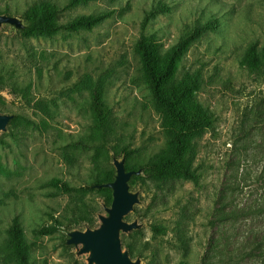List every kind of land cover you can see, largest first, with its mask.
<instances>
[{
	"label": "rangeland",
	"instance_id": "rangeland-1",
	"mask_svg": "<svg viewBox=\"0 0 264 264\" xmlns=\"http://www.w3.org/2000/svg\"><path fill=\"white\" fill-rule=\"evenodd\" d=\"M40 1L0 0V11L23 16ZM50 1L58 5L60 25L110 16L91 29L63 28L51 37L0 33V86L11 97L10 103L0 99V113L20 118L0 136V164L7 171L0 173V264H15L3 251L15 218L29 264H83L63 246L54 224L80 226L75 221L81 217L95 224L104 200L98 190L79 192L94 184L95 152L88 93L71 89L84 77L105 78L110 116L104 149L108 155L127 151V163L148 167L171 145L135 44L141 34L153 36L163 53L212 19L218 29L191 45L175 75H199L196 100L214 115L187 154L195 180L149 175L136 182L143 204L126 220L138 215L149 224L122 241L144 264H264V68L242 65L251 45L258 52L264 47V0ZM161 6L168 10L142 29L145 15ZM80 141L87 146H77ZM102 165L113 169L110 158ZM54 225L50 234L38 232Z\"/></svg>",
	"mask_w": 264,
	"mask_h": 264
},
{
	"label": "trees",
	"instance_id": "trees-1",
	"mask_svg": "<svg viewBox=\"0 0 264 264\" xmlns=\"http://www.w3.org/2000/svg\"><path fill=\"white\" fill-rule=\"evenodd\" d=\"M78 2L82 0H69ZM97 1V0H88ZM168 10L167 6H161L155 11L147 13L142 22V29L156 13H162ZM9 9L4 8L0 13L9 14ZM58 5L50 0H42L22 16L30 24L36 23V26L22 37H51L63 28L76 30L79 28L91 29L99 23L109 18L110 13H103L92 16H82L74 19L66 25H60L57 20ZM219 23L216 19L208 20L204 23H197L186 34L180 37L175 44L169 47L165 52H161L158 40L153 36L141 34L135 44V52L139 57L140 71L142 78L146 81L150 89L153 102L162 108L165 115L164 128L168 135V143L171 145L170 153L159 157L156 161L149 164L152 169L150 175L156 178L180 177L186 180H195V171L187 158V154L192 150L194 140L199 138L203 132L213 122V112L200 104L195 97L200 88L199 75L185 74L180 79H175L178 65L186 55L191 45L207 32H214L218 29ZM242 65L255 72L264 68V47L260 52L255 45H251L242 61ZM106 80L104 77L91 78L84 77L71 89L72 92H87L92 117L91 140L94 143L95 159L93 160L92 175L93 183H104L112 180L113 169L104 168L103 162H109V155L102 144L104 139V130L110 116V109L107 106L104 93ZM1 89H3L0 86ZM20 118L16 117L11 121L10 126H15ZM29 126L32 123L26 121ZM77 146L86 147L87 143L80 141ZM128 154V153H127ZM129 160V159H128ZM127 169H137L138 166L130 165L126 162ZM0 173L6 174V169L0 164ZM149 176V175H148ZM142 177L134 178L132 185L141 180ZM55 186L69 191L66 183L58 180L53 181ZM82 195L87 191H79ZM107 203L111 200V192L108 189L97 191ZM93 225L91 219L81 217L75 221V224ZM54 224L61 227V224L54 219ZM55 225L52 228H45L38 231L40 234H50L56 230ZM157 233L163 234L162 227H153ZM130 255L132 249L128 247ZM3 251L9 262L15 264H29V254L27 241L22 233L20 224L15 218L7 230V236L3 244Z\"/></svg>",
	"mask_w": 264,
	"mask_h": 264
},
{
	"label": "water",
	"instance_id": "water-1",
	"mask_svg": "<svg viewBox=\"0 0 264 264\" xmlns=\"http://www.w3.org/2000/svg\"><path fill=\"white\" fill-rule=\"evenodd\" d=\"M35 26L36 23L30 24L22 16L0 13V33L7 31L17 36L29 33ZM0 99L11 102L9 93L1 88ZM16 117L15 114L0 113V136L9 132L10 123ZM109 158L113 167L112 180L83 186L82 189H108L111 192L110 202H98L101 210L94 214V225L61 226L59 230L65 237L63 246L71 248L74 260H81L83 264H144L140 256L133 258L130 255L122 239L149 224L147 220L141 221L138 215L131 220L126 218L143 204L141 190L132 185V180L150 175L152 169L145 166L127 169V151L118 155L110 153Z\"/></svg>",
	"mask_w": 264,
	"mask_h": 264
}]
</instances>
